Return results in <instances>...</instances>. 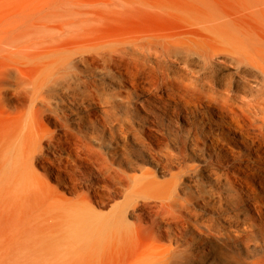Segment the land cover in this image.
Instances as JSON below:
<instances>
[{
    "label": "rangeland",
    "instance_id": "1",
    "mask_svg": "<svg viewBox=\"0 0 264 264\" xmlns=\"http://www.w3.org/2000/svg\"><path fill=\"white\" fill-rule=\"evenodd\" d=\"M207 1L230 13L243 0ZM188 8V0H0V264H261L258 215L181 116L190 84L203 94L229 86L264 94V76L212 44ZM75 82L74 94L63 87ZM66 133L103 144L112 166L144 185L145 208L128 211L133 229L117 250L96 253L60 226L70 215L62 202L75 198L68 174L51 165L67 156L54 149ZM75 174L99 212L126 202L122 184L99 206Z\"/></svg>",
    "mask_w": 264,
    "mask_h": 264
},
{
    "label": "bare ground",
    "instance_id": "2",
    "mask_svg": "<svg viewBox=\"0 0 264 264\" xmlns=\"http://www.w3.org/2000/svg\"><path fill=\"white\" fill-rule=\"evenodd\" d=\"M188 2L186 12L189 20L212 44L264 76V14H261L264 5L260 7L257 0H243L234 12L228 13L214 9L207 0ZM46 28L48 31L55 30L53 26ZM63 87L74 94L82 85L75 82L64 84ZM46 89L51 90V86H46ZM187 89L191 90L193 101L185 99V115L181 116V121L188 125L189 131L197 135L201 133L207 139L205 147L211 158L220 166L233 194L258 215V228L264 236V94L246 90L236 92L232 86L224 92L212 89L206 94L191 84ZM84 93L94 101V92L85 87ZM39 95L46 108H50L46 96ZM205 105L209 107L205 109L209 116L198 110ZM56 119L61 124L66 121L59 115ZM100 146L92 147L90 141L82 142L76 134L66 133L63 137H55L54 149L67 156L57 158V164L51 163L59 171L68 174L67 181L71 184V193L75 195L73 200L62 202L70 215L66 216L67 224L60 223V226L74 227L78 232V241L96 253H104V249L108 248L117 250L130 239L133 228L127 222L128 211H136L146 205L143 200L144 185L137 180L131 185L130 178L112 166L102 150L104 145ZM244 153L249 158L253 157L246 160ZM75 172H80L82 179L87 181L84 184L88 194L93 196L99 206L105 207L106 200L115 199L118 196L116 190H121L122 184L127 190L126 202L112 206L106 213L99 212L91 205L87 194L78 192L83 182L76 177ZM59 181L66 182L61 177ZM105 181H113L117 186L115 190H101L106 187L102 184ZM36 190L43 193L53 191L50 186H38ZM159 198L172 201L171 195L164 194ZM172 219L177 220L174 217ZM178 221L180 226L185 227V220L178 218ZM261 261L264 264V256Z\"/></svg>",
    "mask_w": 264,
    "mask_h": 264
}]
</instances>
